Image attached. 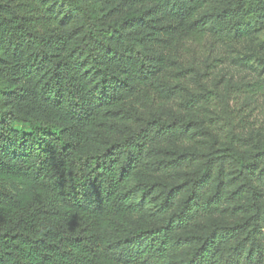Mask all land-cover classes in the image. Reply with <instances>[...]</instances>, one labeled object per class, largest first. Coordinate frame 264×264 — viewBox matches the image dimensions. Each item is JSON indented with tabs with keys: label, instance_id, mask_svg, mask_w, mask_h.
I'll list each match as a JSON object with an SVG mask.
<instances>
[{
	"label": "trees",
	"instance_id": "16d2710c",
	"mask_svg": "<svg viewBox=\"0 0 264 264\" xmlns=\"http://www.w3.org/2000/svg\"><path fill=\"white\" fill-rule=\"evenodd\" d=\"M91 1L0 0V264L264 262V144L242 134L254 111L244 96L264 94V76L180 99L190 45L253 34L264 0H99L105 15ZM200 128L221 144L205 157L186 146ZM170 143L183 147L155 160ZM196 161L184 181H142ZM152 194L158 219L136 223ZM220 211L237 218L188 232Z\"/></svg>",
	"mask_w": 264,
	"mask_h": 264
},
{
	"label": "rangeland",
	"instance_id": "374dc122",
	"mask_svg": "<svg viewBox=\"0 0 264 264\" xmlns=\"http://www.w3.org/2000/svg\"><path fill=\"white\" fill-rule=\"evenodd\" d=\"M91 3L93 6L97 7L101 15H105L111 7L109 4L99 0H92ZM105 19H107V17H105ZM195 49V46L190 45L188 50V61H195V65L193 67V73L189 77V87L180 99L187 98L195 91H203V89L211 87L218 88L225 92L230 85H238L242 82L252 81L264 76V68L261 69L255 62L248 66H243L237 61L239 57L248 55L251 56L252 59H264V27L243 39L223 42L215 49H209L207 40L204 41L198 51H195ZM222 56L228 57L227 63L218 67L217 70L207 78L200 76V72L206 62ZM8 87L9 84L0 77V89ZM244 100L249 102L251 108H254L250 127L242 133L249 137V149H253L255 144H264V94L245 95ZM175 105L176 103H174V106ZM171 107L172 106L169 105L167 108H164L166 115L172 114L173 110ZM206 114V112L202 113L201 111L189 112L188 114H183L182 118H200L202 115ZM195 128H199V125H196ZM194 140L195 142L187 144L186 146L190 149L197 150V152H200L204 157L216 152L221 145L217 143L216 135L209 134L202 128L197 130ZM182 147L183 145L179 143H170L163 147L162 152L158 153L154 159L170 158L175 151L182 149ZM198 168L199 162L196 161L188 165L185 169L179 170L175 177H167L162 171L157 173L151 172V174L147 178H143L142 181L151 179L153 181H159L162 186H169L191 177ZM134 182L133 180L132 184H134ZM157 202V195L152 194L146 196L143 200L140 212L134 215V221L142 225L154 223L158 219V214L156 213ZM260 204L263 208L264 196ZM235 218H237V216L232 215L230 211H220L216 214L202 217L196 225L188 229V232L201 234L206 231L207 225L211 222H225ZM260 233L264 249V227L261 229ZM245 245L246 247L248 246V244ZM182 253L183 251L178 252V255ZM259 264H264V262Z\"/></svg>",
	"mask_w": 264,
	"mask_h": 264
}]
</instances>
